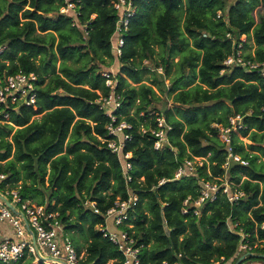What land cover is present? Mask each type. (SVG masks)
I'll return each mask as SVG.
<instances>
[{"label": "trees", "instance_id": "16d2710c", "mask_svg": "<svg viewBox=\"0 0 264 264\" xmlns=\"http://www.w3.org/2000/svg\"><path fill=\"white\" fill-rule=\"evenodd\" d=\"M112 1L74 0L79 23L88 27L85 35L73 26V17L60 13L65 0H0V76L39 77L35 106L0 105V174L6 175L0 191L21 182L24 199L59 212L69 233H86L89 242L79 264L123 262L118 247L97 226L106 224L108 210L127 200L129 192L139 202L127 222L134 229H124L135 232L142 264H211L222 258V264H236L243 255H237L240 237L228 227L230 216L250 235L252 246L257 237L264 240V84L258 74L240 68L221 71L242 36H252L257 46L247 58L264 62V16L256 23L252 15L264 0H132L135 14L115 76V93L122 100L116 124L132 126L125 130L132 138L125 149L132 153L128 185L121 159L106 143L112 120L96 103L112 93L102 75L115 61L111 39L119 15ZM145 60L165 71H154L150 85L143 83L150 71ZM164 97L172 98L174 110L156 111ZM238 114L247 126L241 136L253 144L233 134L231 146L248 166L228 158L219 130L212 128L229 125ZM162 116L172 131L169 145L157 151L151 130ZM195 158L206 159L197 175L174 180L184 161ZM218 177L245 193L239 204L222 196L200 217L184 216L183 202L200 195L202 181ZM88 202L99 213L86 209ZM254 251L260 257L243 262L264 260V248ZM33 259L16 264H34Z\"/></svg>", "mask_w": 264, "mask_h": 264}, {"label": "built area", "instance_id": "2783aa9c", "mask_svg": "<svg viewBox=\"0 0 264 264\" xmlns=\"http://www.w3.org/2000/svg\"><path fill=\"white\" fill-rule=\"evenodd\" d=\"M77 2H80V0H77ZM112 5L119 15L111 39L112 54L115 62H118L124 54L125 36L129 31L130 20L135 14V9L132 0H113ZM76 7L77 4L74 0H65V5L60 9V13L73 17V26L83 29L84 34L89 35L88 27L79 23L78 16L80 14L76 11ZM92 17L95 18L96 16L93 15ZM220 17L221 14L218 15V18ZM227 36L232 40L233 45H236V41L231 34ZM242 38L243 36L240 38L237 51L224 60L221 74L240 68L248 73L258 74L264 84V62L248 59L247 55L242 53L246 49V42ZM144 64L147 66L149 63L144 61ZM154 71L159 75H165L163 67H159ZM102 75L106 78V86L112 89V93L108 97H101L96 103L112 120V123L107 127L110 138L106 140V143L108 148L121 159L123 176L128 185L133 181V177L130 174L132 165L128 162L132 153H125V149L126 142L132 138L128 133L126 134L125 130H131L132 126L125 122L119 125L116 124L115 112L122 104L121 97L115 93L117 86L116 73L105 71ZM38 81L39 77L35 73L25 74L19 72L15 75L0 76V105L8 107L13 104L16 109L21 106H35L38 99ZM5 118L9 120V115H6ZM244 119L245 116L238 114L230 119L229 125H216V128L219 130L221 140L228 149V158L243 166H248L249 163L247 161L242 160L240 156L233 153L231 146L232 135L239 132L242 133L247 129ZM171 131L172 127L165 118L158 117L157 127L151 130L152 135L155 137V150L159 151L164 146L169 145L168 134ZM202 160L201 158H195L184 161L176 171L174 180L196 176L198 169L204 165ZM226 166H228V163ZM5 179L6 175L0 174V184ZM166 182L167 180L164 179L160 184L162 185ZM201 184L200 195L197 198L188 197L183 202L182 214L184 216L193 212L195 216L200 217L209 203L217 201L222 196H226L231 205L239 204L240 200L245 196L243 191L235 190L238 186L226 177H218L212 181H202ZM21 191L22 185H18L15 188L7 186L3 191H0L1 197L17 209V213H15L0 198V264H16L30 257L34 258V264H79L81 257L78 256L69 232L60 219L59 212L51 211L47 205L40 206L32 200L24 199ZM129 193L127 200L117 201L115 206L108 210L105 215L106 224L97 226V229L99 228L103 236L118 247L124 259L119 264H142V248L135 238V232H129L124 229H134V226L127 222L139 202V197L136 193ZM92 206V209L99 213L95 203ZM231 220L232 216L227 219L230 231L240 237L238 256L254 254L255 249L264 248V240H260L258 237L254 246H252L250 235L245 233L239 222L233 223ZM110 224L116 228V231L110 230ZM261 230H264V224L261 226ZM223 261L224 258L211 264H222ZM108 264H117V261L112 260ZM163 264L170 263L164 262ZM173 264L181 263L175 262Z\"/></svg>", "mask_w": 264, "mask_h": 264}, {"label": "rangeland", "instance_id": "374dc122", "mask_svg": "<svg viewBox=\"0 0 264 264\" xmlns=\"http://www.w3.org/2000/svg\"><path fill=\"white\" fill-rule=\"evenodd\" d=\"M231 3H234L233 0L230 1ZM219 14H222L221 12H218V15ZM217 15V16H218ZM252 15L253 17L255 18L256 20V23H259L260 21V18L264 16V5L263 4H260L258 5L253 11H252ZM184 20H185V14L183 13L182 14V28H183V24H184ZM243 41H245L247 44H249V47H247L242 53L245 55H249V54H254L255 53V50L257 48L256 44L254 43V40H253V37L251 36V38L249 37H246V36H243L242 38ZM190 43L191 40H190ZM157 51H158V47H156ZM179 59L177 58L175 60V62H177ZM147 61V60H145ZM61 62H59L60 64ZM71 65H74V66H79L80 64H74V63H70ZM118 62H115L109 67V69H107L108 72L110 71H113L114 73L118 74L119 73V70H118V66H117ZM149 66V70L150 71H147L146 73H144V84H147V85H150L152 84V82L155 80V73L154 70H156V68L152 65V64H148ZM176 68L174 67L173 68V72H175ZM159 75V74H157ZM131 84L133 86H138L139 84H134L131 82ZM166 84L169 85V81H166ZM154 89H156L157 93L159 94L157 88L155 87ZM99 95L102 96L101 92L99 93ZM208 105H212V104H208ZM174 107L175 105L173 104L172 102V98H170L169 100H166V98L164 97V101H162V103H156L155 104V109H157L156 111H162L164 108H168V109H171V110H174ZM151 114H154L151 113ZM163 117V116H162ZM8 121V119H7ZM221 126V125H220ZM223 126V125H222ZM157 127V126H156ZM212 128H216V125H212ZM155 129V128H154ZM153 130V129H152ZM239 138L241 139V141H243L245 143V145H251L253 144L251 142V140L248 138V137H242L241 136V132L237 133ZM218 138L219 140L223 143V141L221 140V137L220 135H218ZM103 142H105L103 140ZM246 150L250 153H253L251 152L248 148H246ZM131 153V152H129ZM131 158H132V154H131ZM203 159L202 162L205 163V160L204 158H201ZM260 161H264V159H260ZM144 178H142L143 180ZM19 185H22L21 182L19 183ZM45 192V198L46 200L48 199V196L50 194V190L48 191H44ZM35 202V201H33ZM36 203V202H35ZM92 204L93 203H86L84 204L85 208L86 209H92ZM92 206V207H91ZM72 219H75V217L73 216ZM99 230V228H98ZM69 236L71 237L73 243H74V246L75 247H78L81 249L82 253L80 255L81 259H83L86 255V247L88 245V242H89V238H88V235L86 233H81V232H78V231H75V232H71L69 233ZM77 250V249H76ZM255 254V253H254ZM25 264V263H24ZM243 264H264V260H259V259H247L245 262H243Z\"/></svg>", "mask_w": 264, "mask_h": 264}, {"label": "water", "instance_id": "95a60500", "mask_svg": "<svg viewBox=\"0 0 264 264\" xmlns=\"http://www.w3.org/2000/svg\"><path fill=\"white\" fill-rule=\"evenodd\" d=\"M0 198L3 199L5 201V203L8 205V207L14 211L15 213H17V209L12 206L6 199H4L3 197H1L0 195ZM248 256H251V257H260V256H257L256 254H247V255H243L242 257H240V259L236 262V264H242V262L245 260L246 257ZM264 258V256H262Z\"/></svg>", "mask_w": 264, "mask_h": 264}, {"label": "crops", "instance_id": "0c3cea01", "mask_svg": "<svg viewBox=\"0 0 264 264\" xmlns=\"http://www.w3.org/2000/svg\"><path fill=\"white\" fill-rule=\"evenodd\" d=\"M109 228L111 231H116V228L112 224L109 225Z\"/></svg>", "mask_w": 264, "mask_h": 264}]
</instances>
